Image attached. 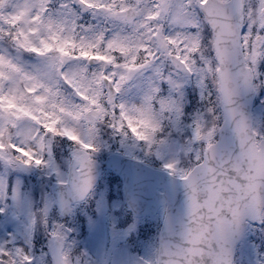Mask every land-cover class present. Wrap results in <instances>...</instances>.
Listing matches in <instances>:
<instances>
[{"label": "snow or ice", "instance_id": "snow-or-ice-1", "mask_svg": "<svg viewBox=\"0 0 264 264\" xmlns=\"http://www.w3.org/2000/svg\"><path fill=\"white\" fill-rule=\"evenodd\" d=\"M0 264H264V0H0Z\"/></svg>", "mask_w": 264, "mask_h": 264}]
</instances>
